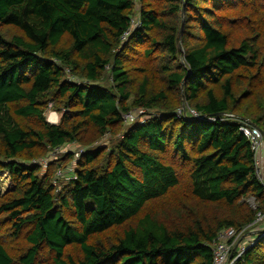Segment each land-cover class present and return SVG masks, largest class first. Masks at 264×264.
Masks as SVG:
<instances>
[{
    "label": "trees",
    "instance_id": "16d2710c",
    "mask_svg": "<svg viewBox=\"0 0 264 264\" xmlns=\"http://www.w3.org/2000/svg\"><path fill=\"white\" fill-rule=\"evenodd\" d=\"M241 122L264 133V0H0V264H211L264 212ZM258 235L236 264H264Z\"/></svg>",
    "mask_w": 264,
    "mask_h": 264
},
{
    "label": "built area",
    "instance_id": "2783aa9c",
    "mask_svg": "<svg viewBox=\"0 0 264 264\" xmlns=\"http://www.w3.org/2000/svg\"><path fill=\"white\" fill-rule=\"evenodd\" d=\"M135 21L137 20L135 19ZM137 24L138 22L133 24V20L131 19V27L123 33L122 42L127 40L129 33L137 27ZM147 112L148 111L144 108L130 110L122 114V119L128 124L135 121L142 123L145 120V114ZM176 113L179 117H186L188 115L196 119H204L203 115L198 114L194 109L186 105L177 109ZM230 115L227 116L232 117ZM239 131L247 139L253 152L255 178L261 185H264V133L256 126L249 125L245 122H241ZM84 151V148L80 149L75 153V158H78ZM63 153L65 152L62 151L61 147H56L50 151L47 156L38 160H33L32 162L39 163L42 168L45 169L51 160L59 157L57 154L60 155ZM75 179L76 174L73 172V162H71L65 167L58 168L54 182L57 183L59 180L70 181ZM252 229H257L255 233L259 234L258 236L264 235V212H257L255 219L242 228L237 229L230 226L220 229L216 233L213 241L209 244L211 249V264H236L246 248L252 245L250 241L252 238L246 237L248 235L246 232Z\"/></svg>",
    "mask_w": 264,
    "mask_h": 264
},
{
    "label": "rangeland",
    "instance_id": "374dc122",
    "mask_svg": "<svg viewBox=\"0 0 264 264\" xmlns=\"http://www.w3.org/2000/svg\"><path fill=\"white\" fill-rule=\"evenodd\" d=\"M137 19V18H136ZM133 20V24H135V22H137V21H135V19L133 18L132 19ZM138 25V24H137ZM121 45H123V44H121ZM121 48H119V50H120ZM118 51V50H117ZM108 70V69H107ZM67 77H68V74H67ZM111 79V78H110ZM79 82V81H78ZM134 110V109H133ZM46 119H47V121L49 122V123H57L58 121H59V114L57 113V112H55V111H47V114H46ZM110 138V136H108L107 134L103 137V138H101V139H98V140H96V141H94L93 143H91L89 146H86V145H82V144H79V143H77V142H73V143H71V144H69V145H67L66 147H64V148H61L62 149V151L63 152H73L74 153V157H76L75 156V153H77L80 149H82V148H84L85 150H88V149H90V148H93L94 146H106V143L104 142L105 140H106V142H107V140ZM103 144V145H102ZM57 156H59V158L60 157H62V154H60V155H58L57 154ZM10 184H11V182H10V178H9V175L7 174V173H0V193H2V192H4L8 187H10ZM248 202H249V204H250V206L252 207V208H255L256 206H255V203L253 202V200L251 199V198H249L248 199ZM256 230L257 229H252V230H250V231H248V232H246V234H248L246 237H251L252 239H250V241H251V244H253L254 242H255V240L256 239H254V237H252V236H255V238H256V235H257V233H255L256 232ZM258 238V237H257ZM5 239H6V241L8 242V243H13L14 245H16V244H18V245H21L20 243H21V241L19 240V239H16V238H12V237H10V236H7V237H5ZM254 240V241H253ZM253 241V242H252Z\"/></svg>",
    "mask_w": 264,
    "mask_h": 264
},
{
    "label": "water",
    "instance_id": "95a60500",
    "mask_svg": "<svg viewBox=\"0 0 264 264\" xmlns=\"http://www.w3.org/2000/svg\"><path fill=\"white\" fill-rule=\"evenodd\" d=\"M186 77H184L183 82L185 81ZM221 115V114H220Z\"/></svg>",
    "mask_w": 264,
    "mask_h": 264
}]
</instances>
